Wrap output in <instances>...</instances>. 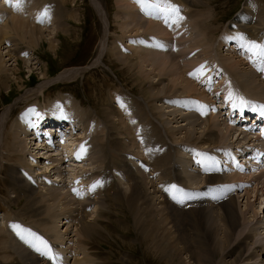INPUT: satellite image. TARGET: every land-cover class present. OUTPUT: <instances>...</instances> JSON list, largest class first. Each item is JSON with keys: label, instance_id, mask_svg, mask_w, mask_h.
Returning <instances> with one entry per match:
<instances>
[{"label": "bare ground", "instance_id": "bare-ground-1", "mask_svg": "<svg viewBox=\"0 0 264 264\" xmlns=\"http://www.w3.org/2000/svg\"><path fill=\"white\" fill-rule=\"evenodd\" d=\"M131 1H132V4L129 6L126 2H124V0H117V4L119 6L125 4L123 7H126V10L121 11L119 9L117 13L118 17H122L121 19L123 20L122 24L119 23L120 28L123 30V32L125 31L127 32L128 29L131 27H132V30L135 29L136 33L149 32V35H151L149 39H151V41L148 40L143 50L139 51V54H140L139 57H136V58L128 57L129 58L128 60L127 57L126 58L124 57L125 55L124 56L119 55L118 59L119 60L123 59L122 60L123 64L128 63L134 69L135 68L138 69L139 73L140 72L148 73V71L144 70V67L150 66L153 68L152 72L157 71L158 72L157 75H161V78H164V76H167L166 79H168V81L161 82V80H164V79H159L160 78L159 77L158 79L160 80V83L155 82L156 84L154 85V88H153V90L155 89V91L153 92V95L149 93V96H148V94L144 93L143 97L145 99L147 98L146 101H148L147 102L148 105L151 101H153V99L151 100V98H155V97L157 98V99H154L156 101H162L163 104L168 103L167 108H171V109L170 110L167 109L168 112L167 113L164 112V115L165 114L167 115L169 113V115L172 116L171 118H169L171 119L172 123L179 122V119H180V117L178 116L179 114L182 115L183 120L181 121H186V123H182L180 124V126L174 127L171 129L170 127L172 126L169 127V124L168 126L166 125L167 119L161 120L162 113L156 112V110H160L159 108H161L160 107L161 105L159 106V108H158V105L154 106L156 102L153 104V107L147 106L148 107V113L146 112L147 114L143 113L145 112L144 110L145 107L143 109L144 111L138 110L136 112L144 120V124H143L144 126L141 129V132L137 134V138L142 142L143 144L142 147L145 148L143 149L145 152L144 157L147 158L146 164H150L153 167L152 171L154 173L155 171H157L159 174L158 183H155L154 181L152 185L153 190H150L151 188H149V183H151V181L153 182L154 179L150 180V182L147 181V178H144L140 170L134 171L135 169L133 170L126 163L124 159L126 156V153L124 154V151L127 152L128 145L125 143L124 145L122 144L123 141H120L119 139L121 136L118 138L113 132H109V135H108L109 146H106L105 149H106L107 158L110 156L111 159L109 158L110 161L108 159L109 161L108 167H105V169H102L101 171L94 172V174L97 173L96 175L98 178L102 175L105 176V178H103L101 183H99L100 186L96 187L95 190L92 191V195L94 194V197H92L91 195V197L86 198L84 200H77L73 196H71V194H74L71 192V190H69L70 193H67L69 191L65 190L64 192V189L60 190V188H54L55 185L51 187L47 185L41 186L42 187L40 189L41 191L40 190L38 191V188L32 186V182H35L34 176H33L35 175L34 174L35 170H33L32 168L34 165L32 163L33 161L29 162V160H27L28 162L26 163V159H29L28 154L26 153V152L29 153L27 149L28 148L31 149L32 148L31 146L33 145H29V144L30 143L33 144V143L27 137V134L25 131L26 127L22 123L20 116H19L17 119L15 118L16 119L15 123L19 126L20 131L13 129L14 131L9 137L10 138L9 143H8L9 152L5 154V156H7L8 162L13 161V162H10L9 165L5 164L6 166H8L7 168L5 166L6 168L5 172L7 175L5 180L11 192H13L16 195L14 198L12 197L13 199H10L11 198L10 195H9L10 196L9 198L8 197L0 198V202L3 204L4 208H6V211H7L6 216H8L7 219L8 220L19 219V220L26 222L27 221L26 219L28 218L29 223H32L33 225L32 229L36 230L38 234L43 237V241H46L47 244L51 248H52L51 246L52 244L59 245V244L66 242L65 251L69 250L70 252L73 250L72 249L73 245H70V243L74 240L73 239L68 240V239H70L69 234L72 233L73 231L74 233L73 238L74 237L77 238L76 240L77 242H75V245H74L75 247L73 250L74 256H75L74 258L75 264H105V263L100 262L101 261L100 257L94 254L96 252L95 242L98 243L100 239L102 241L103 240L106 241L108 238L112 237L113 234L110 233L108 229V228H111L112 218L114 220H117L119 228L123 227V226L120 227V224L124 225V221L120 220L117 215H114V213L113 214L110 213V211L116 207H123L129 211L127 212V215L130 217L129 220L131 222V225L134 228H136L137 231L139 230L141 235L146 236L147 239L153 238L152 241H154L155 236L157 234L154 232V230H161V229L165 230V237L166 239H168L169 241L168 244L170 245L168 247L167 245H165V247L167 248H165L166 253L164 257L175 252L178 255L177 257L178 262L176 261L177 262L176 263L175 260H173L175 264H217L214 250H212L208 246V243H206L207 236L211 240L216 238L217 243H220L219 245L220 248L222 247L226 248L227 247L226 244L228 245L226 252L227 253L230 252L229 256H232L231 263L229 262V264H258L257 261L260 259L261 255H264V245L261 246L262 241H264V228H262L260 218L256 220L257 227H254L253 225L250 226L249 220H245L244 218H243L244 220L241 221L240 217L238 216L237 210H236V202H237L236 196L234 195L229 196L232 192V187L229 184L230 182H234L233 189H235L242 183H246L247 186H250L251 183L253 182L254 184L257 183V185L253 187L252 192L255 193L256 200L258 198L260 199L259 204H261L262 206L264 202V173L262 174L263 175L262 177H255V176L252 177V176H249L251 172L248 173V171H250V169L248 168H245V173H238V174L234 173V171L231 170L233 169L232 166L230 167V169H224L225 167L227 168V166L228 167L230 166V162L232 164V159L229 162V158L231 157L228 158V156L223 153L224 162H226L225 164L224 162L217 160L216 157H214L213 155L214 153L212 154V152H209V150L206 151V149L220 148L222 146L224 150H227L226 147L224 146L231 144L228 146V149L231 151H234V155L236 154L235 159L239 156V154L240 156L245 157L246 156L245 151L248 148H252V145L254 144H258V145L260 144V141H259L260 138H258L259 136H251V135L248 136L247 134H242V132L240 133L234 132V130L232 129L233 127L231 123H232V120L234 121L235 124H238L239 121L241 122V119L238 118V115H235V117H232L230 119L228 118V120L218 115L219 118L212 117V118H209L203 121L197 115L192 114V113L190 114V113L183 112L182 109L175 108L174 106L180 107V106L192 104V103H189V101H183V100H192L194 98H199V97L211 99L213 97H216V93L218 91L223 92V94H226V96L229 95V98L233 101L236 96H239L243 99L247 98L249 101H247L246 105L247 106L249 105L250 108L253 106H256V107L264 106V100H263L264 98V70H262L264 69V63L261 62L260 58L257 55H254L253 52H250L248 50H247L248 56L251 57V60L249 62L246 61L247 63H245L243 58H240V53L244 51L245 48H247L246 46L248 42L250 41L249 40L250 37L252 38L251 40L252 42L257 43L258 41H261V40L264 42V4L259 3V2H258L259 4H256L255 2H251L248 5L247 3L248 6L244 7L245 9L243 13L240 14L239 17H237L235 20L232 21L233 29H232V26L224 27L225 33H228V35H231V36H227L226 38L223 36V38L221 39L220 37V40H219L218 38L219 35L215 36L214 32H211L213 30L211 28V25L215 23L214 28H216V30L218 29V31L223 28L219 21L221 19L218 17V15L220 14L217 13V10L215 9L212 10L213 8L211 10L207 9L208 12L207 11H205V13L201 12V9H203V7L209 8L213 0H170L172 5L177 6L179 8L178 14L170 13L166 11L167 4L164 3L163 0H150L152 3L148 0H145L143 4L138 3L137 0H131ZM0 5H1V2H0ZM97 5L99 6L100 4L97 3ZM157 5H159L158 9H156ZM136 7H139L138 15L136 13V10H137ZM97 9L100 13H102V10H99L101 9L100 6L99 8L97 7ZM2 10L0 11V23L1 21L4 20V18H7V16L9 15L5 11H2ZM19 10H23V9H19ZM143 11L149 12L148 13L149 15L147 16H149L148 18L150 20L147 18L148 20L146 19L147 21H144L139 16V15L142 16ZM11 16H12L11 19H9V21L4 24L3 28L0 29V37H1L0 38V50H1V46L4 43L8 44V46L6 47V48H9L6 52L7 53L6 55H8V60L13 58L14 62L16 63V64H13V63L11 64V65H14V68L7 67V64L5 65L6 60L2 56L3 53L0 52V85L4 86V88L10 87L7 85L8 83L6 84V81H8L9 79L10 80L11 78L15 79L16 77V79L18 80V76L16 74L19 73V70L15 68V66L18 65L19 63L20 53L14 54V51H13L14 49H17L18 45L17 44L12 45L10 42H8L9 41L8 38H5L6 35L11 33L9 30H11L13 33L14 32L18 33L20 38L22 39L25 34L24 32H26L28 29L29 34L31 36V42H33V44L35 43L36 46L39 40H41L42 37L45 36L44 32H47L46 31L47 29H44L40 36H36V32L38 33L39 31H41V29L39 30L38 28H34V27L29 29L30 27L29 23L22 20V17L20 16L17 10L13 11ZM27 17L25 16V18ZM1 25H3V22ZM106 26L107 24H105V29H106ZM66 29H70V28H66ZM63 30L65 31V29ZM54 31L55 30L52 29L51 31L47 32L49 34L48 36L49 42H52L51 45H53V42L56 40V39H53ZM106 31L105 33H107ZM154 36H157V37H154ZM106 37H107V34H105L102 40V46H101L99 56L94 61L93 65L100 63V59H102V56L104 53V47L106 45L105 43L107 42ZM239 37H243V39ZM228 39L229 40L233 39V41L235 40V45L232 46L234 50H232V53H231L233 55L231 54L222 55L220 54L218 47L220 46V44L226 45V43L228 42ZM174 40H177L178 45H179L178 53H176L174 50L172 51L171 49ZM19 41L21 40L19 39ZM56 43L55 45H57ZM13 46H16V47L12 50L11 47ZM109 49L110 48H108V50ZM17 51L20 52V50H17ZM191 51H195V52L193 54L186 55L188 52H191ZM125 60H127L128 62ZM37 62H33V63L35 64ZM203 63L205 64L206 67H208L207 68V70H209L208 73H210L211 71L213 76H215V80L218 81L217 85L213 88L211 92L209 91V89L206 90L205 88L204 89L202 88V90L200 91L201 88L198 87V85L194 83V81L197 80V77L202 74L201 72H198L194 68L196 65L203 64ZM93 65H89L84 68L83 67L81 68L72 67V68H67V69L65 68L63 71H60L57 77L52 79L51 82L53 81L54 82H64L70 79L72 80L76 79L77 77H80L82 74L88 71ZM130 66L128 67L130 68ZM129 68L127 70L131 72ZM130 69L134 70L132 68ZM192 72L195 75H190V73ZM209 75H206L205 73V77L203 80H205V78ZM136 77L138 76L136 75ZM217 77H221L224 79L219 81V79L217 80ZM142 78L144 77H138L137 82H138L139 87L142 86L144 84V81L146 80ZM150 79H151V76H150ZM150 82L153 83L152 81ZM43 83L37 86L38 88L36 90L39 93H37L36 91H34V93L36 92L37 94H42L43 88L47 87L46 85H48L46 84L47 81L46 83H44L46 84L44 85L45 87L43 86ZM208 92L209 94H211V96L212 94L214 95L211 97L207 94ZM122 95L123 96L121 97L125 99V101L127 100L126 101L127 103L130 104V102H132L136 104V101H137L140 104L139 102L140 100H138V98L133 99L130 93L125 91ZM175 96L180 97L179 99L177 98L178 101H172ZM112 100L113 99H111V101ZM152 103L150 104L152 105ZM70 104L72 105V103ZM241 105L242 104H239V107H241ZM246 105H243V107ZM136 106H138V104L135 105V107ZM190 108L191 107L189 106V109ZM66 110L68 111V108ZM112 112L116 113L114 111ZM49 113L51 117H54L53 120L49 122L50 124L54 123V121L56 122L59 121L58 119L59 113L57 111V107L53 111H50ZM28 115L29 116H27V119H28L30 127H33L32 129L37 128L38 126L41 127V125L45 121V120L41 121L40 120L41 117L34 113L28 114ZM72 116L73 114L69 115L70 118H72ZM10 117H11V111L7 109V112L5 116L3 117L2 122L0 121L3 127V131L7 129V125H8ZM34 118L35 120L33 121ZM83 118L80 116L79 120L81 121V124L76 125L75 118H72V122L75 126H79L80 128H82L80 130H83L85 131V133H87L89 129L87 128L88 130L86 131L85 127H87V124L85 125L84 123L85 121L83 120ZM242 118H247L250 121L253 120L249 114L243 115ZM114 121L115 120H113V122ZM11 124H13V122ZM50 124H47L46 126L49 127ZM113 124L116 125V123H113ZM124 124H127V123L125 122ZM133 125H135L134 122H133ZM240 126H242V124H240ZM176 128L178 129L177 131H176ZM239 129L241 128L239 127ZM115 130L118 131V129H115ZM83 131L82 133H84ZM232 131L235 135L234 136L235 139H233V137L231 138V134H233ZM128 132L130 131L128 130ZM105 133L107 134V132ZM131 134H133V138H134L135 134L133 131ZM22 135L24 137H22ZM33 135L36 138L37 142L41 143L43 146L45 145L47 147H50L52 152H54L50 156L49 154L47 156H44L47 160H49L50 163H52L51 168L49 169V166H48L44 169V171L40 172L39 170L37 171L36 174L37 175L53 174L57 176L58 178L60 177L59 181L67 178L64 175L62 176L63 171L61 167H63V165L67 162L68 156L72 155V153L73 154L77 153L75 150V148H77L75 146V142L77 141L76 143L78 145L79 144L78 140L82 139V137L80 136H76V137L74 136L76 135L75 128H74L73 136H70L69 140L65 142L63 145L65 150H62V147L57 146L58 142L56 143L54 142V145H46L47 140L45 137L41 136L40 134H35V133H33ZM86 135L83 138H85ZM172 135L174 136L172 137ZM179 135H180L179 138L176 137ZM96 136H97L96 133L94 137L92 136L91 143L95 144L94 142L99 141L100 139V138L98 139L99 136L98 137ZM128 136L127 138L131 140L130 137ZM139 136H141L142 139H140ZM253 137H256V138H253ZM37 138H40V139H37ZM1 139H2V134H1L0 140ZM180 142H190L193 145L200 147L201 149L199 148L195 149V148L183 146L182 143ZM103 145L105 146L106 144H103ZM184 149H186L187 152L193 151V153H190V157H187L185 155L184 159H182V153H183L182 151ZM10 152H12L11 157L9 156ZM34 152L36 153H34V155L32 156L36 158V163L38 164L42 163V162H38V159L42 158L41 154L43 151H40L39 146H37ZM47 153L48 152L44 154L46 155ZM90 153H91V156L89 158L91 161L93 152L91 151ZM139 155L140 154L138 153V156ZM193 155L197 159L195 162H193V164L196 163L195 165H193L195 169H192V166H191L192 164L191 159ZM76 157H77V154H76ZM115 158L119 160L118 166L124 167V170L122 169V167H120V169L122 170L120 171V175L126 173L128 177V179H126L125 182H120L119 184H115L112 181V179H115V177L113 175L111 167L113 165V160ZM98 159L100 160L102 158H98ZM180 159H181V163H179ZM69 160H73V159H69ZM94 160L96 159H92V162ZM199 162L204 165V171L207 175L204 178L199 175L200 170H202V164L198 165ZM218 162L222 164L223 169H219ZM0 165H1V162H0ZM84 165L85 164L81 166L76 165V168L84 167ZM94 165L93 167L95 168ZM190 166H191L192 171L188 169V167L190 168ZM39 167H40V164H39ZM22 169L23 171H20ZM39 169H43L42 166ZM88 170L89 171L86 170L88 173V175L86 176L90 177L92 176V173L90 172V169ZM222 170L225 172L227 171L228 172L223 173ZM72 173L74 172L72 171ZM228 174H230V176H228ZM77 176H78V172H76V174H73L72 177H74L75 179ZM35 178L37 180H39V178H42V180H45V182L49 181V178L47 176H43V177L38 176ZM57 179L55 178V180H52V181L55 182L57 181ZM175 179L182 185L183 187L182 190L185 191L183 195L186 197L183 198V203L174 201L171 198V194L173 192L165 190L166 188H169L171 185H174ZM194 182H196V184H194ZM63 183H65V180ZM196 185H198L200 188L198 186H197L198 188L195 187ZM246 188L247 190L245 193V197L248 200L250 199V192H248V187ZM86 189L89 190L88 187H86ZM43 190L47 192H43ZM28 191L31 193L27 195ZM207 191H208V194L206 195L205 192ZM42 194H45L51 198L41 201L40 196ZM218 194L223 195L221 198H219L220 200L214 198ZM209 195L212 196L213 199ZM179 196H182V195L179 194ZM159 198L161 199L159 200ZM55 199H58L61 203L62 208L61 209L59 208L60 210L57 207H56L57 209H53L52 206L54 205L46 206L47 204H49V201L52 202ZM214 200L218 203L219 205L218 207H213V205H210V203L211 202L213 203ZM256 200H255V203L248 201L247 204H245V206L247 208L254 209V207L256 206ZM206 201H208L209 203H207ZM22 202L24 203H23V207L21 206L22 207L21 209L12 210V206H14L15 208H18L20 203ZM54 203L57 204V202H54ZM186 203H193V205L194 204L196 205L192 206L191 210L190 209L186 210L184 208ZM71 204L76 205V207L75 208L73 207L74 209L70 208L69 206H71ZM92 205L94 206L95 209L91 213L90 209L92 208L91 207ZM158 206L161 209V212H163L161 214L159 213L162 218L160 217L156 218L157 216H155L156 212H154L153 208L158 207ZM214 209H217V210L221 209L220 211L221 220L224 222L225 226L228 228V230L226 231L227 232L226 241L219 240L218 238L219 232L217 230H219L220 225L216 224L217 219L214 220L215 222H208V223L205 222L208 218L212 217V213L214 212ZM11 210L13 211V213ZM93 214H97V216L94 218ZM124 214L126 215V212H124ZM256 215L258 216V212L253 213L254 217ZM184 217H187L186 219L189 220L187 222H189V224L192 225L191 229H189V227L191 226L188 227V224H186V221H185L186 219L184 220ZM62 221L64 223H62ZM59 223H62V226L60 227L67 225V228L64 234L60 232L61 228L58 226ZM73 229H75V231ZM201 231L202 233H200ZM35 238H36V244L39 245V242L41 240L40 236H37ZM192 238L194 239V241ZM152 241L150 240V243ZM27 245L28 243H25L22 240H18L10 232L7 231L6 227H3L2 232L0 233V251H2L3 253L2 264H44L45 262H47V264H53V261L42 256L39 252L32 249V247L30 250L29 249L30 246L28 247ZM215 245H216V242H215ZM62 254L64 253L62 252L58 253V255L61 257L60 259L64 261ZM65 255L67 258H69L68 254L65 253ZM170 258L174 259L173 254L171 255ZM170 258L169 259L167 258V262L168 260L170 261ZM41 261H43V263ZM220 264H224V263L222 262Z\"/></svg>", "mask_w": 264, "mask_h": 264}, {"label": "rangeland", "instance_id": "rangeland-1", "mask_svg": "<svg viewBox=\"0 0 264 264\" xmlns=\"http://www.w3.org/2000/svg\"><path fill=\"white\" fill-rule=\"evenodd\" d=\"M2 1H3V3H2ZM4 1L5 0H0V2H1L0 11L3 9L2 11H5L9 15L7 16V18H4V20L1 21L0 29L3 28L4 24L7 23L9 21V19H11V17H12L11 15H12L13 11L17 10L18 13L20 14V16L22 17V20L29 23L30 27L27 26V27H29V29L33 28V27L38 28L39 30L41 29V31H39L38 33L36 32V36H40L44 29H47L46 30L47 32L54 29L55 31H54L53 39H56V40L53 42V45H51L52 42H49V39H48L49 34L47 32H44V35L46 37L43 36L42 39L39 40V42L36 46L35 43L33 44V42H31V36L29 34L28 29L26 32H24L25 33L24 37H23L24 39L23 38L21 39L18 33H16V32L13 33L11 30H9L11 33L6 35L7 37L5 36V38H8V40H9L8 42H10L12 45L13 44L18 45L17 49H14L16 46H13L11 48H12V50L14 49L13 50L14 54L20 53V56H19L20 59H19L18 65H16L17 67L15 66V68H17L19 70V73L16 74L18 76V80L15 77V79L11 78L12 81L10 79L8 81H6V84L8 83L7 85L10 86L8 88H4V86L0 85V121L2 122L3 117L5 116V114L7 112V109L9 111H11V117L9 118V122H8L6 130L3 131V127H2V124L0 122V137L2 134V139L0 140V162H1V165H0V168H1V170H0V178H1L0 179V198L1 197H8L9 198L11 196L10 199H13L16 196L13 192H11V190L8 187L6 180H5L7 177L5 171H6V168L8 167L6 165H9L10 162H13V161L8 162L7 156H5V154L9 152V148H8V143L10 140L9 137L11 136L12 132L14 131L13 129L20 131L19 126L15 123L16 122L15 120L19 116H20L22 123L26 127L25 131H26L27 137L33 143V144H31V143L29 144V145H33V146H31L32 148L27 149V151H29V153L28 152H26V153L28 154L29 159H26V163L28 162L27 160H29V162L33 161L32 163L34 165L32 168H33V170H35L34 171L35 175H33L35 182H32V186L38 188V191L42 188L41 186H46V185L49 187L55 185L54 188H60V190L64 189V192H65V190L69 191V190H71V187L68 183H70L71 180L72 181L74 180V177H72V176H73V174H76V172H78L77 177H79L80 175H81V177H83L84 175H88V173H87V171H89L88 169H90V172H97V171H101L102 169H105V167H108L109 161L111 158H110V156L107 158L105 147L109 146V144H108L109 132H113L118 138L121 136L119 139H120V141H123L122 144L124 145V143H125L128 145L127 152L124 151V154L126 153V156L124 158L126 163L133 170L135 169L134 171L140 170V172L142 173L144 178H147V181L150 182V180L152 178L147 177V174H145L142 171V167L139 165L140 160H143L145 163H147V158H145L144 156H143V158L138 157V153L142 154V155L145 154V152H144L145 148L142 147L143 146L142 142L137 138V131H140L143 128L144 120L136 112L138 110L139 111L145 110V112H143V113L147 114L148 113V107L149 106L153 107V104L156 102L157 104L155 103L156 105L154 104V106L158 105V108H159V106L161 105L160 107L162 108V109L159 108L160 110H156V112L162 113L163 119L161 118V120L167 119L166 125L168 126V124H169V127L172 126V127H170L171 129L174 127L180 126V124H182V123H186V121H181V120H183L182 115L179 114L178 115L180 117L179 122L178 123H172L171 119H169L172 116L169 115V113L167 115L166 114L164 115V112H166V113L168 112L167 109L168 110L171 109V108H167L168 103L163 104L162 101H156V100H154V99H157L155 97V98H151V100L153 99V101L150 102V103L153 102L152 105L150 103L148 105V103H147L148 101H146L147 98L145 99L143 97L144 93L148 94V96H149V93L151 95H153V92L155 91V89L153 90L154 85L156 83H160L159 79H164V80H161V82L168 81V79H166L167 76H164V78H161V75H157V73H158L157 71L152 72L153 68L150 66L144 67V70L148 71V73H143V72L139 73L138 69H136V68L134 69L128 63H126L127 65L123 64V62H122L123 59H121V60L118 59L119 55H122V56L125 55L124 56L125 58L126 57L127 58L128 57L129 58L139 57V55H140L139 51L143 50V48L146 46L148 40L151 41V39H149L151 36V35H149V32L136 33L135 29L132 30V27L128 29V31H129V32L127 31L128 33L125 30L124 31L126 33L123 32V30L120 28V25H119V23L122 24L123 20L121 19L122 17H118L117 13H118L119 9L121 11L126 10V7H123L125 4L119 6L117 4V0H48V1L47 0H37V1L36 0L35 1L34 0H24L23 5L20 8L23 10H19L15 7V3H16L15 0H11L12 4L9 2V0H6L5 2ZM148 1H150V0H148ZM34 2H36V3H34ZM96 2L98 4H100L99 6L101 7V9H99V10H102L103 14L98 11L97 7L99 8V6L97 5ZM124 2H126L129 6L132 4L131 0H129V1L124 0ZM251 2H255L256 4H259V3L264 4V0H260V1L259 0H252V1L251 0H213L211 5L209 6V8L203 7V9H201V12L205 13V11H207V9L211 10L213 8L212 10H214V9L217 10V13H219L221 15V16L218 15V17L221 19L219 21H220L221 26L223 28L218 31V29L216 30V28H214L215 23H213L211 25V28L213 29V30L211 29L212 30L211 32H214L215 36L219 35L218 38L220 40V37L222 39L223 36L225 38L227 36H231V35H228V33H225L224 27H229V26L231 27L232 26V29H233L232 21L235 20L237 17H239L240 14L243 13V11L245 9L244 7H247L249 5V3H251ZM5 3H6V5H5ZM26 3L29 7L26 5ZM247 3H248V5H247ZM26 8H28V9H26ZM136 8H137L136 13L138 15V8L139 7H136ZM45 9H47L48 17L50 19L45 18L43 20H39L38 18L41 17V14L44 12ZM156 9H158L157 6H156ZM27 10H29V11H27ZM143 12H142V16L141 15H139V16L144 21H147L149 19L148 18L149 16H147V15H149L148 14L149 12H145V11H143ZM57 14L60 16H58ZM24 15L26 17L28 16L29 18L28 17L25 18ZM23 17H24V19H23ZM104 20H105V22H104ZM120 20H121V22H120ZM2 22H3V25H1ZM65 23H66V25H68V26L70 25V26L69 27L66 26ZM105 24H107L106 29H105ZM47 27L48 28L50 27V28L48 29ZM66 28H70V29H66ZM63 29H65L66 32ZM68 30L70 31V33ZM63 31H64V33H63ZM105 31L107 33H105ZM55 32H56V34H55ZM66 34H68V35H66ZM105 34H107V37H106L107 42L105 43L106 45L104 47V53H103L102 59H100V63L93 65L94 61L99 56L101 46H102V40H103ZM154 37H157V36H154ZM239 38H241V37H239ZM19 39L22 42L19 41ZM231 40L228 39V42L226 43V45L220 44V46L218 47L220 54L223 55V54H231L232 53V50H234L232 48V46L235 45V40L234 41H233V39H231ZM55 43L57 45H55ZM7 46H8V44L4 43L1 46L2 51L0 50V52L3 53L2 56L7 62V63L5 62V65L7 64V67L14 68V65H11L12 63L16 64L14 62V59L11 58L10 60H8V55H6L7 54L6 52L9 49V48H6ZM30 46H32V47H30ZM50 47H52V48H50ZM54 48H55V50H54ZM108 48H110V49L108 50ZM171 49H173V48H171ZM17 50H20V52H18ZM110 50H111V52H110ZM169 50H170V48H169ZM247 50H248V48H245V50L240 53V58H243L245 63H247L251 60V57L248 56ZM194 52L195 51L188 52L186 55L193 54ZM233 52H235V51H233ZM231 55H233V54H231ZM129 58H128V60H129ZM237 59H239V58H237ZM125 61H127V60H125ZM33 62H37V63L34 64ZM89 65H93V66L88 71H86L84 74H82L80 77H77L76 79H73V80L70 79V80L64 81V82H54V81L51 82V80L56 78L57 75L60 73V71H63L65 68L66 69L72 68V67H77V68L83 67L84 68V67H87ZM124 65H126V66H124ZM128 66H130V68H132L134 70H131ZM201 66H203V72H206L205 70H207L208 67H206L204 63ZM201 66L199 67V69L201 68ZM128 68L131 72H129L127 70ZM136 72H137V74H136ZM209 74H211V76H213L211 71H210V73H208V71H207L206 75H209ZM136 75L138 77H144V78H142L144 80L146 79L144 81V84L142 85L143 87L142 86L139 87L138 82H137L138 77H136ZM150 76H151L152 80L150 79ZM153 78H155V79H153ZM193 79H195V78H193ZM218 79H219V81H221L224 78L217 77V80ZM46 81H47V83H46ZM150 81H152L153 83H151ZM43 82L48 84V85L44 84ZM42 83H43V86L46 85L47 87L44 86L45 88H43L42 94H37V93H39L36 90L38 88L37 86H39ZM147 83H148V85H147ZM194 83L196 85H198V87L201 88L200 89V91H201L202 85L200 86V81L196 80V81H194ZM19 85H21V86H19ZM216 85H217V83H216ZM213 88L209 89V91L211 92L213 90ZM150 89H152V90H150ZM203 89H204V87H203ZM124 90L126 92L130 93L131 96L133 97V99L138 98V100H140L139 102L141 105L137 101H136V104L129 101L130 102V104H129L126 102L127 100L125 101V99H123L121 96H116V95H118L116 93H122L123 94L125 92ZM34 91H36L37 93L36 92L34 93ZM207 94L209 96H211V94H209V92ZM213 95L214 94H212V96ZM142 97L144 100L142 99ZM69 98L72 101H69V102L66 101ZM114 98H116V99H114ZM177 98L179 99L180 97L175 96L172 101H178ZM235 98H236V101H241L243 103L242 105H246L247 101H249L247 98H244L245 99L244 100L243 98H241L239 96H236ZM62 99H64L65 101H63ZM111 99H113V100L111 101ZM194 99L183 100V101H189V103H192L194 101ZM263 100H264V98H263ZM73 101H75V102H73ZM82 102H83V104H82ZM120 102H123L126 105V107L121 108ZM70 103H72V105ZM137 104H138V106L135 107V105H137ZM81 105H83V106H81ZM189 106L190 107L192 106V107L189 109ZM217 106H221V105L217 104ZM54 107L59 108L60 112H62L63 110H65L64 112H66L67 108L69 111L70 107H73L74 110L76 111V113H78V112L80 113V114L78 113L79 116H81L82 118L84 117L83 120L85 122L84 121L83 122L85 123V125L87 124V127H85V128H86V131L89 129L88 130V131H90L89 135L94 137V135L96 133V135H97L96 137L99 136L98 139L100 138L98 141L99 143L98 142H94L95 144L91 143L92 144L91 151L93 152L92 153V155H93L92 159H96V160H94L92 162V159L90 161V158H89V163H85L83 168H81V167L76 168V165L71 164V163H70L71 165H69V166H68V163H65L63 165V167H61L62 171H63L62 176L64 175L67 177L64 179L65 183H63L64 180L59 181L60 177L58 178L57 176H55L53 174H51V175H49V174L37 175L36 174L37 171H39V170H40V172L44 171V169L48 166H49V169L51 168L52 163H50L49 160H47L44 156H47L48 154L50 156L54 152H52L50 147H47L45 145L43 146L41 143L37 142V140L34 139L35 137H34L33 133L30 132V130L28 129L30 127L28 119H27V116H29L28 114H33V113L36 114V112H37L39 114L38 116L41 117L40 120L46 121V122L44 121L43 124L47 125V124H50L49 122L51 120H53V118H54V117H51V115L49 113L50 111H53L55 109ZM83 107H84L85 111H83ZM144 107H145V109H144ZM174 107L178 108V109H182L183 112L195 114L192 104L180 106V107H176V106H174ZM77 108H78V111H77ZM136 108H137V110H136ZM187 108H188V110H187ZM126 109H128L131 112V114H130L131 116L135 115V117H133L134 119H132L135 121L134 122L135 125H133V121H131L130 117L127 115ZM25 110H26V112H25ZM32 110H35V112H33ZM81 110H82V112H81ZM108 111H109V113H108ZM112 111H114L116 113H113ZM160 111H162V112H160ZM107 115L109 117L111 116L110 119ZM218 115L227 119V117L224 115V113L223 114L217 113L216 116H212V117L219 118ZM197 116L203 121L207 120V119H204L203 117H201L200 115H197ZM115 118H117V119H115ZM34 120H35V118L33 119V121ZM113 120H115L116 122L115 121L113 122ZM101 121H103V122H101ZM108 121H110V122H108ZM12 122H13V124H11ZM125 122L127 124H124ZM136 122H138V123H136ZM239 122H238V126L241 127L240 126L241 123H239ZM113 123H116L117 126L114 125ZM128 123H129V125H128ZM229 123H230V121H229ZM77 124H80L79 121H76V125ZM125 126L128 128H126ZM132 127H133V129H132ZM115 129H118V131ZM128 130L130 132H128ZM177 130L178 129L176 128V131ZM82 131L83 130L79 131L81 133V135H79V136L83 138L86 135V133H85V131H83L85 133V135H84V133H82ZM94 131H95V133H94ZM132 131L135 134V137H134L135 140L133 138V134H131ZM105 132H107V134ZM232 133H233V131H232ZM118 134H119V136H118ZM127 136L130 137L131 140H129L127 138ZM173 136L174 135H172V137ZM234 136H235L234 133L231 134V138L233 137V139H235ZM22 137H24V136L22 135ZM176 137L179 138L180 135L176 136ZM100 141H101V143H100ZM76 142H75V146L78 147ZM84 143H86V141ZM180 143H182L183 146H187V147L195 148V149H197V148L201 149L200 147H197L190 142H180ZM103 144H106V145L104 146ZM137 144H138L139 149L137 147ZM100 145H102V146H100ZM229 145H231V144L224 146V147H226L227 150H224V148L222 146L220 148H214V149H206L205 148V149H206V151L209 150V152H212V154L214 153L213 154L214 157H216L217 160H220L222 162H224V154L227 155L228 158L231 157V158H229V162H230L231 159H232V161L235 159L236 154L234 155V151H231L228 149ZM37 146H39L40 151H43L41 154L42 158L38 159V162H42V163H39L40 167H39V164L36 163V158L34 156H32V155H34V153H36L34 151H35V148ZM47 148L48 149L50 148V149L48 150ZM103 148H104V150H103ZM75 150H77V148H75ZM128 150H129V152H128ZM140 150H142V152ZM46 152H48V153L45 155L44 153H46ZM182 152H183L182 153V159H184L185 155L187 157H190V153H193V151L187 152L186 149H184ZM11 154H12V152L9 153L10 157L12 156ZM239 157H241L240 154H239ZM98 158H102V159L99 160ZM108 159H109V161H108ZM196 160L197 159L193 155L192 159H191L192 164L190 163L192 166V169H195L193 167V165H195V164H193V162H195ZM118 162H119V160L115 158L113 160V165L111 167V170H112L113 175L115 177V179H112V181L115 184H119L120 182H125L126 179H128L126 173L120 175V171H122L120 169V167H122L123 170H124V167L118 166ZM179 163H181V159L179 160ZM224 163L226 164V162H224ZM92 164L93 165L95 164L94 165L95 168L93 167ZM97 164L98 165L100 164L102 167L98 166ZM188 164H189V162H188ZM78 165L81 166V165H83V163L78 164ZM198 165H201V163L199 162ZM5 166H6V168H5ZM41 166L43 169H39V168H41ZM65 166H66V168H65ZM191 166H190V168L188 167V169H190V171H192ZM231 166L233 167V165H231V162H230L229 168ZM20 171H23V169ZM72 171L74 173H72ZM117 171L119 172L118 174L116 173ZM193 172H195V171H193ZM151 173H154V172L152 171ZM96 174L97 173L93 174L90 177L86 176L84 178H81L77 185L82 186V188L85 187V190L87 192L88 189H86V187L89 188L88 185L92 181H94L98 178ZM199 175L202 176L203 178L205 176H207L206 174L201 173V172H199ZM38 176L39 177L47 176L49 178V181L45 182V180H42V178H39V180H37L35 177H38ZM156 177L153 178L154 179L153 182L151 181V183H149V188H151L150 190H153L152 185H153L154 181H155V183H158V181H159L158 180L159 176H156ZM202 177H200V178H202ZM55 178L56 179L58 178V179H57V181L53 182L52 180H55ZM88 178H90V179H88ZM237 182H239V181H237ZM194 184H196V182H194ZM256 185H257V183H255V184L253 183V185L248 186V192H250V199H248V200L245 197V193H246L247 188L240 191V193L236 196V199H237L236 210H237L238 216L240 217L241 221L244 219L249 220L250 226L253 225L254 227H257L256 220L258 218H260L262 228H264V202H263V205L261 206V204H259L260 199L258 198L256 200V195H255V193L252 192L253 187H255ZM197 186L198 185H196L195 187H197ZM43 192H47V191L43 190ZM30 193L31 192L28 191L27 195ZM67 193H70V191ZM205 194L207 195L208 191L205 192ZM74 195L75 194H71V196H73L77 200L86 199L84 196H81V195L77 196L76 195V197H75ZM73 197H72V199H73ZM92 197H94V194L92 195ZM49 198H51V197H48L45 194H42L40 196L41 201H43L45 199H49ZM160 199L161 198H159V200ZM55 200H57V201H55ZM55 200L52 202L49 201V204H47L46 206H49V205L55 206L56 205L55 208H54V206H52V208L53 209H57V208L61 209L62 206H61L60 201L58 199H55ZM255 200H256V206L254 207V209L247 208L245 206V204H247L248 201L255 203ZM54 202H57V204H55ZM206 202L209 203L208 201H206ZM23 203L24 202L20 203L18 208H15L14 206H12V210L21 209L23 207ZM210 205H213V207L219 206V205L213 204L212 202L210 203ZM69 207L75 208L76 205L71 204V206H69ZM91 207L92 208L90 209V211L92 213V211L95 208L93 205ZM206 209H208V208H206ZM153 210H154V212H156V214H155V216H157L156 218H158V217L162 218L160 216V214L163 212H161V209L159 208V206L154 207ZM220 211H221V209L220 210L214 209V212L212 213V217L208 218L205 222H207V223L208 222H215L214 220L217 219L216 224H218L222 227L221 228L219 226V230H217L219 232L218 238H219V240L226 241V237H227L226 231L228 230V228L225 226L224 222L221 220ZM6 212H7L6 208H4L3 204L0 202V233L2 232V228L5 227V223L8 221V219H7L8 216H6L7 215ZM124 212H126V215L124 214ZM127 212H129V211L123 207H116L110 211L111 214L114 213V215H117L120 220H123L125 226L120 224V227H122V226L123 227L119 228L117 220H114L112 218L111 228H108L109 232L113 234L112 237L108 238L106 241L105 240L102 241L100 239V241H99L100 244H99V242L98 243L95 242L96 252L94 254H96L97 256L100 257V260H101L100 262L105 263V264H167V263L169 264V262H170V264H175V262L178 259L177 258L178 255L175 252L166 256L169 259L171 257V255L173 254L174 259L170 258V261L168 260V262H167V258L164 257V255L166 253L165 248H167L170 245V244H168L169 243L168 239H166V237H165V230H163V229L154 230V232L157 233L154 241H152L153 238L147 239L146 236L141 235L140 231L139 230L137 231V229L131 225V222L129 220L130 217L127 215ZM255 212H258V216L256 215L257 217L253 216V213H255ZM12 213H13V211H12ZM210 213H211V211H210ZM93 215H94V218L97 216V214H93ZM186 218L187 217H184V220ZM90 219H91V217H90ZM210 219H211V221H210ZM26 220L27 221L25 223L28 225L30 224L29 226L31 228H33L32 227L33 225H32V223H29L28 218ZM185 221H186V224H188V227L191 226V227H189V229H191L192 225H190L189 222H187L189 220L186 219ZM62 223H64V222L62 221ZM62 223H59L58 226L59 227L62 226ZM60 228H61L60 232L62 234H64L66 231L67 225H64L63 227H60ZM73 230L75 231V229H73ZM192 232H193V230H192ZM200 233H202V231ZM69 235H70V239H68V240H72V239L74 240L70 243V245H73L72 249L74 250V247H75L74 245H75V242H77L76 241L77 238L76 237L73 238V235H74L73 231ZM38 236H40V238L43 240V237L41 235L38 234ZM66 238H67V236H66ZM52 240H54V239H52ZM146 240H148V241H146ZM150 240L153 243L152 242L150 243ZM193 241H194V239H193ZM50 242H51V240H50ZM215 242H216V245H215ZM65 243L66 242L59 244L60 246L52 244L51 246L53 248V252L57 253V254L59 252L64 253V254H62L64 264H69V263L75 264L74 263L75 262V259H74L75 256L73 258H70V256H72V254H74V252H73V250L71 251L72 253L69 250L65 251V247H66ZM206 243H208V246L212 250H214L216 260H217V264H220L222 262L224 264H229V262L231 263L232 256H229L230 252L229 253L226 252V249L228 248L227 244H226L227 247L226 248L222 247L223 248L222 249L219 247L220 243H217L216 238L211 240L208 236H207ZM155 244H156V246H155ZM165 245H167V247H165ZM263 245H264V241H262V243H261V246H263ZM27 246L29 247V245H27ZM90 247H91V245H90ZM29 249L31 250V247H29ZM54 249L56 252L54 251ZM59 249H60V251H59ZM62 250H64V251H62ZM65 253L68 254L69 258L66 257ZM175 257H176V259H175ZM173 260H175V262ZM185 261H186V259H185ZM2 262H3V253H2V251H0V264H2ZM41 262L43 263V261H41ZM257 262H258V264H264V255H261L260 259ZM44 264H47V262H45Z\"/></svg>", "mask_w": 264, "mask_h": 264}, {"label": "snow or ice", "instance_id": "snow-or-ice-1", "mask_svg": "<svg viewBox=\"0 0 264 264\" xmlns=\"http://www.w3.org/2000/svg\"><path fill=\"white\" fill-rule=\"evenodd\" d=\"M9 2L11 3V0H9ZM23 2L24 0H16L15 7L17 9H20L22 7ZM137 2L143 4L145 0H137ZM163 2L167 4L166 11L170 13L178 14L179 8L177 6L172 5L170 0H163ZM157 7H159V5H157ZM45 18H49L47 9L44 10V12L41 14V17H39L38 19L43 20ZM241 39H243V37H241ZM247 48H248V51L253 52V54L257 55L260 58L261 62L264 63V44H258L256 42L249 41L247 44ZM197 71L203 73V66H201V68L198 69ZM190 75H195V74L190 73ZM120 103H121V107H126V105L123 102H120ZM32 111L35 112V110H32ZM36 115H39V114L36 113ZM84 152H86V148L84 146H81L80 153L77 155V159H80L81 154ZM98 186H100L99 182H97V184H94L90 190L94 191L95 188ZM165 190L173 192L174 194L182 192V190L177 188L176 185H171L169 188H166ZM73 191L76 192L77 195H79V192L76 189H74ZM173 198L177 199L178 202L183 203L182 196L174 195ZM12 227L14 230L17 231V235L20 236V238L24 240L25 243H28L30 247H32L34 250L39 252L42 256L53 261V264H57V262L59 261V255L53 252L52 248L47 244L46 241H43L41 239L39 242V245L36 243H31L29 242L27 237L23 235L22 233H27V236L35 237L34 233H31L30 230L21 229L19 225H13Z\"/></svg>", "mask_w": 264, "mask_h": 264}]
</instances>
